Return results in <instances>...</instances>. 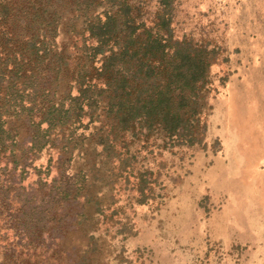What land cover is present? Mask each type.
I'll use <instances>...</instances> for the list:
<instances>
[{
    "label": "rangeland",
    "instance_id": "rangeland-1",
    "mask_svg": "<svg viewBox=\"0 0 264 264\" xmlns=\"http://www.w3.org/2000/svg\"><path fill=\"white\" fill-rule=\"evenodd\" d=\"M145 3L152 19L159 0ZM170 14L175 37L211 51L191 128L70 121L0 177V264H264V0H175ZM20 200L35 226L14 217Z\"/></svg>",
    "mask_w": 264,
    "mask_h": 264
},
{
    "label": "trees",
    "instance_id": "trees-1",
    "mask_svg": "<svg viewBox=\"0 0 264 264\" xmlns=\"http://www.w3.org/2000/svg\"><path fill=\"white\" fill-rule=\"evenodd\" d=\"M145 2L0 0V177L31 166L53 147L51 136L62 138L85 114L97 112L120 131L160 128L178 137L191 128L211 51L175 37V0H159L152 19ZM11 180H0V216L12 202ZM16 204L14 217L35 226V209Z\"/></svg>",
    "mask_w": 264,
    "mask_h": 264
}]
</instances>
